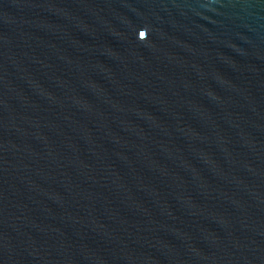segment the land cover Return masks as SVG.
I'll list each match as a JSON object with an SVG mask.
<instances>
[{"label": "water", "instance_id": "obj_1", "mask_svg": "<svg viewBox=\"0 0 264 264\" xmlns=\"http://www.w3.org/2000/svg\"><path fill=\"white\" fill-rule=\"evenodd\" d=\"M0 264H264V0H0Z\"/></svg>", "mask_w": 264, "mask_h": 264}, {"label": "clouds", "instance_id": "obj_2", "mask_svg": "<svg viewBox=\"0 0 264 264\" xmlns=\"http://www.w3.org/2000/svg\"><path fill=\"white\" fill-rule=\"evenodd\" d=\"M143 33H144V31H141V32L139 33L140 37L142 36Z\"/></svg>", "mask_w": 264, "mask_h": 264}]
</instances>
